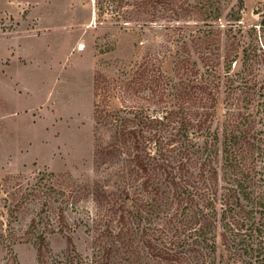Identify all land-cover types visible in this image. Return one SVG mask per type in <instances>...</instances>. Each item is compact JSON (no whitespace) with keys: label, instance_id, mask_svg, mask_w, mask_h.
Masks as SVG:
<instances>
[{"label":"rangeland","instance_id":"obj_1","mask_svg":"<svg viewBox=\"0 0 264 264\" xmlns=\"http://www.w3.org/2000/svg\"><path fill=\"white\" fill-rule=\"evenodd\" d=\"M145 1L0 0V264H69L68 238L79 254L90 257L115 236L110 204L94 199L122 182L111 165L98 166L96 150L110 140V131L96 122V77L111 83L124 79L126 65L143 62L151 52L164 60L165 51L174 54L185 37L193 42L180 48L178 57L194 61L198 51L190 31L209 24L192 8L200 0H186L190 8L180 17L160 2L141 7ZM212 8L221 10L220 18L210 21L234 24V50L252 58L256 80L251 103L243 102V108L259 140L248 155L256 159L258 175L264 170V0H216ZM233 11L239 20H233ZM177 26L188 27V36L170 30ZM226 42L224 34L221 56ZM199 62L198 76L206 70ZM216 67L222 78L204 139L218 136L213 141L220 151L233 105L222 64ZM166 74L178 80L175 69ZM218 159L220 166V154ZM126 202L136 214V202ZM162 209L143 213L148 219H140L139 228L161 223L171 207ZM40 235L48 245L43 263ZM133 242L140 264H156L139 236Z\"/></svg>","mask_w":264,"mask_h":264},{"label":"trees","instance_id":"obj_2","mask_svg":"<svg viewBox=\"0 0 264 264\" xmlns=\"http://www.w3.org/2000/svg\"><path fill=\"white\" fill-rule=\"evenodd\" d=\"M215 1L192 5L209 23L190 31L198 51L194 61L178 57L177 51H185L188 41L193 42L185 37L174 54L165 51L164 60L151 52L143 62L126 65L124 79L111 83L96 77V122L110 131V140L96 150L98 166L111 165L113 176L122 182L113 191H98L94 199L110 204V215L118 225L113 239L100 244L90 257L79 254L68 238L69 264H140L133 242L136 235L156 264H264V170L257 175L256 159L248 157L254 155L259 140L243 108V102L251 103L256 79L252 58L234 50V24L210 21L220 18L221 10L212 8ZM153 2L171 8L175 17L190 8L186 0H146L141 7ZM235 15L233 11V20H239ZM186 29L170 30L182 34ZM224 34L227 42L221 56L218 42ZM198 60L206 67L199 76L194 70ZM221 64L233 107L227 109L219 151L213 141L218 136L206 140L204 132L217 107L222 76L216 66ZM168 69L170 74L175 69L177 81L166 74ZM131 181L138 184L133 188ZM127 200L136 202V214ZM167 206L171 212L161 223L139 228L140 219L147 218L143 213ZM47 250L40 235L42 263Z\"/></svg>","mask_w":264,"mask_h":264}]
</instances>
